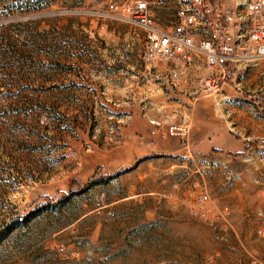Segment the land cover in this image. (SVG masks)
<instances>
[{
  "label": "rangeland",
  "instance_id": "obj_1",
  "mask_svg": "<svg viewBox=\"0 0 264 264\" xmlns=\"http://www.w3.org/2000/svg\"><path fill=\"white\" fill-rule=\"evenodd\" d=\"M134 1L0 0V264H264L261 67L207 95L203 60L145 57ZM129 95L186 115L147 129Z\"/></svg>",
  "mask_w": 264,
  "mask_h": 264
},
{
  "label": "built area",
  "instance_id": "obj_2",
  "mask_svg": "<svg viewBox=\"0 0 264 264\" xmlns=\"http://www.w3.org/2000/svg\"><path fill=\"white\" fill-rule=\"evenodd\" d=\"M109 8L118 9L117 5ZM122 9L130 23L144 30L147 59L159 57L183 66L203 60L209 72L198 77V85L207 95L221 91L230 64L244 70L261 67L264 83V0H182L176 22L167 29L157 26L147 0H136ZM167 132L185 134L175 125Z\"/></svg>",
  "mask_w": 264,
  "mask_h": 264
},
{
  "label": "crops",
  "instance_id": "obj_3",
  "mask_svg": "<svg viewBox=\"0 0 264 264\" xmlns=\"http://www.w3.org/2000/svg\"><path fill=\"white\" fill-rule=\"evenodd\" d=\"M134 102H131V118L129 122H132L133 116H136L134 110H139V115L146 123L147 129L151 126L152 122L160 124L172 123L177 117L178 111L183 112L186 115L184 109V103L188 99L185 95H129ZM137 99H140L137 101ZM139 103V104H137ZM183 103V104H182ZM187 109V108H186ZM188 119V118H187ZM188 121V120H187ZM149 124V125H148ZM247 141V140H245ZM176 140L170 138L168 143H174Z\"/></svg>",
  "mask_w": 264,
  "mask_h": 264
},
{
  "label": "trees",
  "instance_id": "obj_4",
  "mask_svg": "<svg viewBox=\"0 0 264 264\" xmlns=\"http://www.w3.org/2000/svg\"><path fill=\"white\" fill-rule=\"evenodd\" d=\"M253 144H257V142H254Z\"/></svg>",
  "mask_w": 264,
  "mask_h": 264
}]
</instances>
